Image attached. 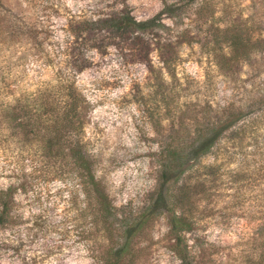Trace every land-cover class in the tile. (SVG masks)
I'll use <instances>...</instances> for the list:
<instances>
[{
	"label": "rangeland",
	"instance_id": "rangeland-1",
	"mask_svg": "<svg viewBox=\"0 0 264 264\" xmlns=\"http://www.w3.org/2000/svg\"><path fill=\"white\" fill-rule=\"evenodd\" d=\"M215 1L214 23L234 24L256 44L247 61L220 70L207 57L206 43L205 48L194 43L179 47L175 67L163 69L154 52L139 62L109 47L105 54L89 51L88 68L77 74L63 61L69 42L63 21L110 0H1L0 189L29 182L41 198L35 200L33 191L17 194L20 213L27 218L50 208L55 223L32 244L27 241L29 259L96 264V251L106 243L87 235V219L78 211L83 199L74 206L68 198L75 182L70 166L44 159L31 140L35 136L24 141L18 122L8 119L16 99L31 106L37 92L72 86L85 101L82 138L95 175L125 226L156 187L159 154L168 139L178 135L186 141L221 118V109L231 108L234 126L182 179L191 187L195 221L185 244L195 264H264V104L258 103L264 99V0ZM124 2L138 21L161 10L159 0ZM163 23L173 32L185 28L177 21ZM173 245L166 219L159 216L133 237L123 264H182ZM13 256L8 230H0V264H15Z\"/></svg>",
	"mask_w": 264,
	"mask_h": 264
},
{
	"label": "trees",
	"instance_id": "trees-1",
	"mask_svg": "<svg viewBox=\"0 0 264 264\" xmlns=\"http://www.w3.org/2000/svg\"><path fill=\"white\" fill-rule=\"evenodd\" d=\"M159 1L161 10L144 21L132 16L124 0H110L89 9V13L69 14L62 25L69 39L63 48L65 66L74 73H81L90 64L86 55L89 51L105 54L113 47L122 56L139 62L148 61L154 52L161 68L170 69L175 67L178 48L194 43L202 48L207 45L204 49L207 57L223 71L250 58L256 44L242 37L234 24L220 27L214 23L215 0ZM164 20L177 21L185 28L174 33ZM29 32L33 36L39 34L35 28H29ZM30 100L31 106L23 105L20 99L8 106L9 122H18L15 127L24 141H29V134L35 136L31 140L41 146L44 159L63 161L70 166L75 182L68 198L74 206L78 197L83 199L85 206L78 211L87 219V235L92 238L98 235L106 242L96 251V264H123L133 237L148 221L159 216L166 219L174 252L181 263L195 264L184 238L195 225L189 208L191 187L182 179L234 126L237 117L231 108L221 109V118L214 119L186 141L178 135L168 139L159 154L156 187L136 219L125 226L97 179L93 157L83 143L86 106L77 89L69 86L53 93L40 91L31 95ZM258 103L263 105L264 99H259ZM33 188L23 181L0 189V230H8V251L14 255L15 264H37L36 258L29 259L24 253L27 241L32 244L41 233L55 226L49 217L50 208L27 218L20 213L16 195L33 191L35 200H40L39 189Z\"/></svg>",
	"mask_w": 264,
	"mask_h": 264
}]
</instances>
